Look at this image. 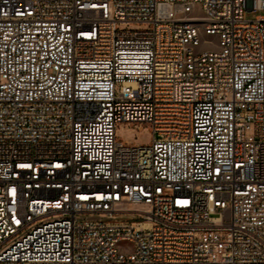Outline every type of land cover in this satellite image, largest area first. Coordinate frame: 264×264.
<instances>
[{"label":"built area","instance_id":"1","mask_svg":"<svg viewBox=\"0 0 264 264\" xmlns=\"http://www.w3.org/2000/svg\"><path fill=\"white\" fill-rule=\"evenodd\" d=\"M263 10L0 0V264H264Z\"/></svg>","mask_w":264,"mask_h":264},{"label":"rangeland","instance_id":"2","mask_svg":"<svg viewBox=\"0 0 264 264\" xmlns=\"http://www.w3.org/2000/svg\"><path fill=\"white\" fill-rule=\"evenodd\" d=\"M259 14L264 15L263 11H246L245 18L254 19ZM141 25L128 26L131 29L141 28ZM116 135L122 139L125 143H135L137 145L149 144L153 137V132L148 125L142 127L135 126L128 122H122L116 129Z\"/></svg>","mask_w":264,"mask_h":264}]
</instances>
